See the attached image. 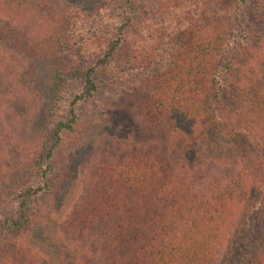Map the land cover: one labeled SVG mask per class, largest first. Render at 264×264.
<instances>
[{
	"label": "trees",
	"instance_id": "trees-1",
	"mask_svg": "<svg viewBox=\"0 0 264 264\" xmlns=\"http://www.w3.org/2000/svg\"><path fill=\"white\" fill-rule=\"evenodd\" d=\"M54 1L0 0V47L57 67L53 108L72 87L65 115L52 110L39 136L32 180L0 190V243H11L0 264L69 263L61 252H20L16 235L39 216L34 202L52 193L54 157L102 87L150 130L206 123L212 146L199 147L189 169L167 146L122 152L66 214L65 242L95 244L99 264H228L239 252L241 264H264V223L243 246L264 185V0ZM255 3L259 30L245 14ZM17 73H0V109L24 95L26 78L38 90L28 71Z\"/></svg>",
	"mask_w": 264,
	"mask_h": 264
},
{
	"label": "rangeland",
	"instance_id": "rangeland-1",
	"mask_svg": "<svg viewBox=\"0 0 264 264\" xmlns=\"http://www.w3.org/2000/svg\"><path fill=\"white\" fill-rule=\"evenodd\" d=\"M54 2L57 3L58 0ZM245 14L252 27L259 30L263 24L260 4H249L245 8ZM0 67L3 76L10 70L16 76L18 70H26L28 77L35 79L38 86L37 91L32 85V89L28 90L30 84L26 78L27 81L23 83L26 85L24 95L3 100L0 109V130L3 132V151L9 158L5 159L6 175L0 174V190H3L5 186L13 183L20 184L32 180L33 171L29 161L37 151L39 136L42 130L46 129V122L50 120L52 110H55V117L62 118L65 115L66 99L72 87L63 89L62 102L59 107L53 108L54 90L61 80L57 67L49 66L43 61L24 58L21 54H14L2 47ZM18 88L16 87L14 92L20 90ZM212 109L216 115H220L219 104H213ZM78 113V124L54 157L49 178L52 193L40 196L34 202L40 214L29 228L16 235L15 243L20 247V252H38L44 256L61 252V256L68 258V252H72L70 261L65 258L68 264H99V251L95 244L88 245L87 250L78 246L75 248L65 242L60 226L70 208L88 192L93 183L102 178L103 168L119 158L124 151L157 145L167 146L170 153L180 158L182 164L189 169L199 147L212 146V141L206 123L182 133L164 134L150 130L144 125L134 107L116 102L112 92L106 87H102L93 98L83 102L78 108ZM254 196L256 214L246 219L249 231L243 244L245 247H249L263 232L264 185L255 191ZM1 244L0 248L11 252V243ZM242 255V252L234 254L228 264H241Z\"/></svg>",
	"mask_w": 264,
	"mask_h": 264
}]
</instances>
